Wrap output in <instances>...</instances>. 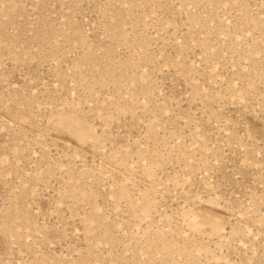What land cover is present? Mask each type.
<instances>
[{
    "label": "rangeland",
    "instance_id": "rangeland-1",
    "mask_svg": "<svg viewBox=\"0 0 264 264\" xmlns=\"http://www.w3.org/2000/svg\"><path fill=\"white\" fill-rule=\"evenodd\" d=\"M0 264H264V0H0Z\"/></svg>",
    "mask_w": 264,
    "mask_h": 264
}]
</instances>
